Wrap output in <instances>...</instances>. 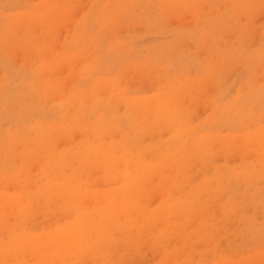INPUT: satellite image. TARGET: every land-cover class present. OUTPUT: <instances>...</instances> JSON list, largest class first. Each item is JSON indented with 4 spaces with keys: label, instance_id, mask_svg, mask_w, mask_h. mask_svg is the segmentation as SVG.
I'll list each match as a JSON object with an SVG mask.
<instances>
[{
    "label": "rangeland",
    "instance_id": "obj_1",
    "mask_svg": "<svg viewBox=\"0 0 264 264\" xmlns=\"http://www.w3.org/2000/svg\"><path fill=\"white\" fill-rule=\"evenodd\" d=\"M263 150L264 0H0V264H264Z\"/></svg>",
    "mask_w": 264,
    "mask_h": 264
},
{
    "label": "bare ground",
    "instance_id": "obj_2",
    "mask_svg": "<svg viewBox=\"0 0 264 264\" xmlns=\"http://www.w3.org/2000/svg\"><path fill=\"white\" fill-rule=\"evenodd\" d=\"M8 19V18H7ZM11 21H12V19H11ZM7 23V22H6ZM11 34V33H10ZM8 35V34H7ZM6 35V36H7ZM40 77V76H39ZM37 80V79H36ZM36 87V86H35ZM33 90H34V88H32ZM92 97V96H91ZM158 99V98H157ZM157 101V100H156ZM159 101V100H158ZM157 101V102H158ZM157 102H155V100H153V101H148L146 104H148V107H151L152 105H154L153 106V108L152 109H150V113L151 114H154V115H160L161 113H162V116H164V118H167L168 120H167V122H169V121H171L173 118L172 117H178V112H180V110L179 111H177V107H175V108H177L176 109V112H175V110L173 111V109L174 108H172V107H170V106H168L167 104H162V103H160V102H162V101H159V106L158 107H160L161 109H159L158 107H156L157 105H156V103ZM134 103V102H133ZM132 103V104H133ZM155 103V104H154ZM135 104H139V103H135ZM156 105V106H155ZM137 106V105H136ZM134 106H132V108H133ZM156 107V109H154ZM139 109V108H138ZM163 110V111H162ZM131 112V111H130ZM137 112H141V113H139L142 117H144V115L146 116V115H148L149 116V112H148V110L147 111H143L142 109L140 110V111H137ZM143 112H145V113H143ZM146 112H148L147 114H146ZM173 112V113H172ZM132 113H134V112H132ZM172 113V114H171ZM164 114V115H163ZM175 114V116H173ZM128 115V114H127ZM136 115V114H135ZM140 115H138V116H140ZM172 115V116H171ZM129 116V115H128ZM132 116V115H131ZM131 116H129V117H131ZM132 118H133V116H132ZM141 118V117H140ZM145 118V117H144ZM163 118V117H162ZM172 118V119H171ZM179 118V117H178ZM177 118V119H178ZM156 119H158V118H156ZM136 120V119H135ZM174 123H175V121L174 120H172ZM171 123L172 124V126L174 125V123ZM134 123V122H133ZM170 124V123H169ZM191 136H193V135H191ZM197 135H195V137H196ZM192 139V138H191ZM100 148V147H99ZM96 150H98V148L96 149ZM101 148H100V152H101ZM260 150V149H259ZM99 151V150H98ZM97 151V152H98ZM264 151V150H263ZM110 152H112V150L110 151ZM259 152V151H258ZM124 154V156L123 157H121V158H119L120 160L119 161H121V160H123V161H125V162H129L130 161V156L126 153V151L123 153ZM260 156H262L263 158H264V154H261ZM97 157H98V155H97ZM100 157V156H99ZM108 158H102V160L100 159V163L99 164H103V162L102 161H104V164L106 165V167L107 168H110V167H112V166H114L115 165V163H117L116 161L118 160V158H116L115 156H114V153H109V155L107 156ZM101 158V157H100ZM99 159V158H98ZM104 159V160H103ZM132 163H128V165H131ZM104 165V166H105ZM106 167H104V168H106ZM110 173H111V171H109ZM114 173V172H113ZM115 175V174H114ZM130 186H132V185H130ZM133 187V186H132ZM133 189H135L134 187H133ZM71 193H72V191H71ZM80 192H77V194H79ZM83 195V194H82ZM81 196V195H80ZM79 196V197H80ZM76 197H78V195L77 196H75V198ZM138 196H137V192H122V200H121V205H129L131 202H133V201H135V199L137 198ZM1 198V197H0ZM2 198H4V200L7 202H9V200L11 201V197H7L8 199H5L6 197L5 196H3ZM74 198V199H75ZM81 199L80 200H78V201H81L82 200V198H83V196H81L80 197ZM4 200H2L1 199V203L2 202H5ZM78 201H74L75 203H78ZM5 202V203H6ZM113 200L111 199V200H107L106 201V204H104L102 207H100V209L98 210V208H96L97 209V212L99 211V215H100V217L102 218V219H105L106 217H107V213H108V211H109V209H108V207L110 206V205H112L113 204ZM115 203V202H114ZM2 204H4V203H2ZM80 204V203H79ZM73 205H75V204H73ZM77 207V211H78V205H75V208ZM81 207V206H80ZM82 207H83V205H82ZM83 209H85V208H83ZM95 209V210H96ZM84 212V213H83ZM83 212H82V209H80L79 208V213L80 214H82V216H80L79 215V213H78V215L80 216V217H82V218H84V219H88V217H90V216H88V214H86V213H90V211H88L87 212V210L85 211V210H83ZM97 212H96V214H97ZM93 214H95V213H93ZM93 214H90L91 216H93ZM79 217V218H80ZM1 220V219H0ZM109 221V219H106L105 220V222H108ZM90 225V224H89ZM75 226V225H74ZM72 228H74V227H69V228H67L66 230H65V232L63 231V233L61 234V235H58L59 233H57V234H55V235H53V236H51L50 238H47V239H45V240H41V239H36V240H31L28 244V246H31V248L33 247V248H36V247H38V246H40L42 243H44L45 241H48V242H52V241H58V240H61L62 239V241H65V238L66 237H69V236H71L72 234H73V232H72ZM62 232V231H61ZM63 238H64V240H63ZM67 240V239H66ZM81 240V239H80ZM84 239L82 238V240L81 241H83ZM84 242V241H83ZM18 244H20V243H18ZM32 244V245H31ZM77 244H78V246H84V244L82 243V242H80V241H78L77 242ZM45 245V244H44ZM20 246V245H19ZM18 246V247H19ZM27 246V250L29 249V247ZM20 248V247H19ZM46 254V255H45ZM62 255V253H61V251L60 250H51L50 252H48V253H44V256L43 257H41L42 259H41V261H43V262H45V261H47L48 260V258H51L49 261H51L52 259H53V257L56 259V258H60V256ZM54 260V259H53ZM61 260V259H60Z\"/></svg>",
    "mask_w": 264,
    "mask_h": 264
}]
</instances>
